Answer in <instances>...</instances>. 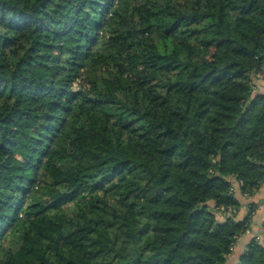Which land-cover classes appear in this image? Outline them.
Returning a JSON list of instances; mask_svg holds the SVG:
<instances>
[{
	"label": "trees",
	"instance_id": "obj_1",
	"mask_svg": "<svg viewBox=\"0 0 264 264\" xmlns=\"http://www.w3.org/2000/svg\"><path fill=\"white\" fill-rule=\"evenodd\" d=\"M254 74L264 0H0V264H225L264 183Z\"/></svg>",
	"mask_w": 264,
	"mask_h": 264
},
{
	"label": "crops",
	"instance_id": "obj_2",
	"mask_svg": "<svg viewBox=\"0 0 264 264\" xmlns=\"http://www.w3.org/2000/svg\"><path fill=\"white\" fill-rule=\"evenodd\" d=\"M256 90L264 92V82L262 78H256ZM239 200L241 202V208L238 212L239 217H243L248 209V204L252 203L254 205V210L252 212V216L250 218V234L253 236H258L262 232V221L264 219V183L260 185L258 190L251 196H239ZM256 232L255 234H252ZM246 233L240 235L236 241V243H246L247 237ZM235 243V244H236ZM245 244V245H246Z\"/></svg>",
	"mask_w": 264,
	"mask_h": 264
},
{
	"label": "rangeland",
	"instance_id": "obj_3",
	"mask_svg": "<svg viewBox=\"0 0 264 264\" xmlns=\"http://www.w3.org/2000/svg\"><path fill=\"white\" fill-rule=\"evenodd\" d=\"M259 78H261V75L260 76H258ZM258 77H253L252 78V81H253V83H254V85H255V91H258V90H256V78H258ZM78 85V81H76V82H74V86L76 87ZM85 218H88L87 216H82V217H79L78 219H74V221L75 222H78V221H83ZM256 232H254V233H252V234H255ZM246 234L248 235V236H246L247 237V240H246V242L248 241L249 242V240L252 238V235L249 233V232H246ZM247 242V243H248ZM246 243H243V244H240V243H236L235 245H234V247H233V250H232V252L230 253V255L228 256V258H227V260H226V262H225V264H235L236 263V261H237V259H238V256L240 255V253L246 248V246H247V244L245 245ZM75 250H76V252L80 255V256H82L85 260L87 259V256L86 255H84V254H82V253H79L80 252V250H79V248H75Z\"/></svg>",
	"mask_w": 264,
	"mask_h": 264
},
{
	"label": "built area",
	"instance_id": "obj_4",
	"mask_svg": "<svg viewBox=\"0 0 264 264\" xmlns=\"http://www.w3.org/2000/svg\"><path fill=\"white\" fill-rule=\"evenodd\" d=\"M255 76H256V77H258V76H259V74H254V75H253V77H255ZM253 77H252V78H253ZM254 87H255V85H254ZM246 232H250V229H247V231H246ZM254 237L258 238L259 236H257V235H256V236H254Z\"/></svg>",
	"mask_w": 264,
	"mask_h": 264
}]
</instances>
